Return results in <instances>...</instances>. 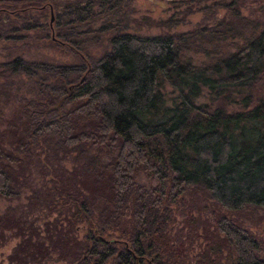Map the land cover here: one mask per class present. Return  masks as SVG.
Instances as JSON below:
<instances>
[{
  "label": "trees",
  "instance_id": "obj_1",
  "mask_svg": "<svg viewBox=\"0 0 264 264\" xmlns=\"http://www.w3.org/2000/svg\"><path fill=\"white\" fill-rule=\"evenodd\" d=\"M111 1L3 0L0 16L47 4L57 11L56 36L43 24L39 38L86 62L88 40L68 29L98 19L95 5L120 6ZM245 1L215 0L224 14L184 31L141 36L122 23L94 73L48 76L51 86L8 120L0 198L27 194L0 211V247L16 241L7 264H264L261 238L221 212L193 261L168 229L170 207L185 195L264 218V19L242 14ZM29 70L16 59L0 77ZM165 87L175 95L166 98Z\"/></svg>",
  "mask_w": 264,
  "mask_h": 264
},
{
  "label": "rangeland",
  "instance_id": "obj_2",
  "mask_svg": "<svg viewBox=\"0 0 264 264\" xmlns=\"http://www.w3.org/2000/svg\"><path fill=\"white\" fill-rule=\"evenodd\" d=\"M0 0V14L2 3ZM114 1V0H113ZM113 1H111L113 3ZM119 7L101 10L98 5L93 10H99V17L93 23L79 22L71 25L69 33L75 35L83 43H87L89 57L85 61L74 58L71 49L65 44L55 42L50 44L46 38H39L42 25L46 24L48 34L56 36L57 11L48 7L43 11L32 8L27 12L5 9L0 16V72L2 66L19 59L30 70L27 73L15 71L5 73L0 77V131L6 127L9 119L14 117L24 108L27 101L34 100L41 85L51 86L50 75H61L66 80L81 78L95 72V65L100 55L109 50L108 38L116 28L127 21L126 31L141 36L157 35L164 32L184 31L196 25L210 24L215 17L224 14L223 8L211 5L215 0H120ZM110 2V3H111ZM207 4V6H206ZM210 5V6H209ZM206 6V7H205ZM261 6V10L259 7ZM109 7V6H108ZM244 15L253 17L260 15L264 19V0H246L241 7ZM153 21L148 25L143 18ZM119 18V19H118ZM120 20V21H118ZM164 23H157L155 21ZM59 39V37H56ZM61 38V37H60ZM194 63H199L204 58L188 53ZM18 69V68H16ZM163 95L173 97L175 94L165 87L161 90ZM204 97H200L194 103H203ZM69 166L68 161L64 163ZM39 169L34 168L31 173V184L39 186ZM27 191H24L17 202H8L0 198V211L6 207L25 203ZM171 219L168 225L171 239L177 240L182 245L184 255L188 260H194L202 251L204 241L203 232L212 231L213 213L221 212L227 218L235 221L241 228L248 229L251 233L260 237L264 243V218L262 213L244 210L238 213H224L217 211L208 202L201 201L192 195H185L182 201L170 207ZM188 215L194 219L189 224ZM174 242V241H173ZM15 240H9L0 247V264H7L6 255L15 245ZM46 264H61L48 262Z\"/></svg>",
  "mask_w": 264,
  "mask_h": 264
}]
</instances>
